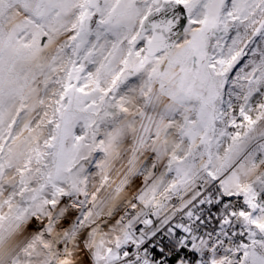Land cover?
I'll list each match as a JSON object with an SVG mask.
<instances>
[{"label":"snow or ice","instance_id":"1","mask_svg":"<svg viewBox=\"0 0 264 264\" xmlns=\"http://www.w3.org/2000/svg\"><path fill=\"white\" fill-rule=\"evenodd\" d=\"M0 264H264V0H0Z\"/></svg>","mask_w":264,"mask_h":264}]
</instances>
